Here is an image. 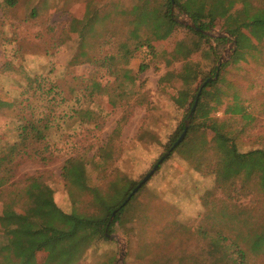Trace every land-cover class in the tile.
Masks as SVG:
<instances>
[{"label": "rangeland", "instance_id": "obj_1", "mask_svg": "<svg viewBox=\"0 0 264 264\" xmlns=\"http://www.w3.org/2000/svg\"><path fill=\"white\" fill-rule=\"evenodd\" d=\"M145 1L18 0L8 7L0 0V149L19 140L24 121L20 117H30L31 109L38 117L51 118L45 138L27 134L12 164L1 161L2 177L14 165L8 173L17 182L40 176L53 188L63 210L101 218L119 192L131 190L172 147L168 144L186 109L172 98L180 80L173 76L160 82V78L181 70L182 60L169 65L167 60L179 40L195 39L189 25L181 23L185 27L166 40H152V46L141 45L128 61L120 55L107 59L110 53H123V41L134 47L131 34L138 11L132 12V7ZM147 1L158 6L164 0ZM252 1L258 4L256 15L262 14L264 0ZM88 8L104 17L85 39L84 49L93 60L71 65L80 41L77 32L69 31L70 22L82 18ZM172 12L176 19L191 21L178 7ZM222 23L218 20L206 30L214 50L203 44V51L191 59L200 62L203 73H209L214 58L217 66L221 63L220 70L228 63L221 70L225 80L220 85L229 96L239 94L251 119L226 114L228 97L211 115L226 123L225 130L240 151L264 149V35L251 52L254 56L248 51L235 55V37ZM139 33L143 39L153 37L147 25H140ZM218 37L226 40L219 42ZM142 62L148 68L139 72ZM126 67L137 77L133 84L125 76ZM95 82L101 86L93 89ZM200 134L191 147L164 159L126 209L124 222L113 223L108 239L76 250L71 264H152L153 257L162 256L174 264L179 255L184 257L182 264H194L190 256L210 261V238L202 237V228L210 233L222 230L247 250L250 263L264 264V250L250 248L253 235L264 231V180L258 171L218 180L213 173L220 167L215 146L189 156ZM70 156L87 160L88 184L64 178L63 165ZM5 195L0 194V213ZM208 209L213 215L204 218ZM4 240L0 231V243ZM37 257L43 262L45 253Z\"/></svg>", "mask_w": 264, "mask_h": 264}, {"label": "trees", "instance_id": "obj_2", "mask_svg": "<svg viewBox=\"0 0 264 264\" xmlns=\"http://www.w3.org/2000/svg\"><path fill=\"white\" fill-rule=\"evenodd\" d=\"M17 2L18 0H4L8 7L15 6ZM173 6L185 11L192 18L196 27H187L195 34V39L190 42L185 39L179 40L167 60L168 65L175 60H182L181 70L177 73L168 71L160 78V82H164L173 76L180 80L181 87L172 98L177 106L186 109L183 120L171 136L168 148L177 141L185 128L186 121L189 120L190 125L187 134L181 143L174 148L172 154L184 147H191L197 134L201 133L192 147L193 153L189 156H196L215 146L220 157L218 163L220 167H217V170L215 168L213 173L216 174L218 180H229L242 171L249 174L258 171L264 180V149H255L249 152L240 151L233 138L225 130L226 123L216 120L211 115L227 99L225 97H228L226 114L240 115L244 119H251L247 105L239 94L234 92L229 96L227 91L223 92L220 85L225 80L221 75V70L228 63L222 65L217 79L208 81L202 88L196 109L193 115L189 116L198 91L204 82L215 77L218 69L217 58H214L216 55H213L215 63L209 73H203L200 62L191 59L192 55L203 51V44L208 45V50H214L210 37L204 31L215 26L218 20H223V28L235 37L237 44L235 55L246 51L251 53L257 49L258 43L264 35V10L259 11L262 14L256 15L258 4L252 0H164L158 6H150L146 0L144 3L135 4L132 7V12L138 11V15L135 19L136 27L131 34L134 47L131 48L126 41H123V53H121L122 51L119 54L118 52L110 53L107 59L112 60L120 55L128 61L141 45L152 46V40H166L176 29L185 27L174 18ZM100 19H104V17L99 14V11H91L88 8L82 18L76 17L70 22L69 31L71 33L77 32L80 41V51L70 61L71 65L93 60L88 56V51L84 49L85 39L94 30L95 23ZM140 25L149 26L153 37L143 39L139 33ZM216 40L224 42L226 37H218ZM210 53L207 52V55L209 56ZM251 54L254 56L253 53ZM147 68L148 64L142 62L139 66V72H143ZM130 70V67L125 68V76L133 84L137 77ZM111 72L114 73L115 69H111ZM34 81L41 83L42 79L35 77L32 78V82ZM100 86L95 82L93 89ZM54 87L55 84H52L49 90L53 91ZM31 110L30 117H20V120L24 121L19 127V140L1 147L0 166L1 161H8V164H12L13 158L18 153L17 149L21 140L27 134L36 132L39 138L47 136L46 130L49 128L51 118L49 115L38 117L35 115L34 109ZM208 132L212 133L210 138L207 137ZM197 165L199 170L201 163ZM13 171L14 165L9 166L8 170L4 172L6 177H2L0 167V194L6 192L3 209L0 213V231L5 237V240L0 243V264H71L76 250L80 249L81 251L84 245L88 246L102 239H108L107 234L111 233L113 223L116 221L124 222L122 217L126 209L146 184H143L127 203L125 201L139 182L135 183L129 191L121 190L113 204L108 207L107 214L101 218H94L63 210L55 200L53 188L40 176H27L17 182L13 175L10 176L8 173ZM62 174L70 183L88 184L87 160L80 156L66 158ZM115 210L116 213L113 215ZM211 210L208 209L204 218L213 215V210ZM200 233L202 237L210 238L207 254L212 259L199 261L196 257L190 256L193 258L194 264H252L249 262L247 250L241 246L240 242L229 240L228 235L222 230L210 233L208 229L202 228ZM253 236L254 240L250 248L255 251L264 250V231ZM39 252L45 253L43 262L38 260ZM183 260V255H179L174 264H182ZM169 262V259L166 260L163 256L152 258V264H168Z\"/></svg>", "mask_w": 264, "mask_h": 264}, {"label": "water", "instance_id": "obj_3", "mask_svg": "<svg viewBox=\"0 0 264 264\" xmlns=\"http://www.w3.org/2000/svg\"><path fill=\"white\" fill-rule=\"evenodd\" d=\"M175 6L172 7V9H174ZM185 12V11H184ZM186 13V12H185ZM187 14V13H186ZM189 18L191 19V21H186V20H180V19H176L179 23H185L186 25H189L191 27H196L194 21L192 20V18L189 16ZM206 34H207V31L205 30L204 31ZM234 45H235V48H237V44H236V41L234 39ZM220 67H221V63L218 64V69L216 71V75L214 78H209L206 82L203 83V86L200 88V90L198 91V95H197V98H196V101L194 103V106L189 114V116L191 117L196 109V106H197V103H198V100L200 98V95H201V92H202V88L207 84L208 81L212 80V79H217L219 73H220ZM189 125H190V121L187 120L186 121V125H185V128L182 132V134L180 135V137L177 139V141H175V143L172 145V147L159 159L158 163H156L154 165V167L145 175V177L138 183V185L133 189V191L131 192V194L129 195V197L127 198V200L125 201V203L128 202V200L132 197V195L134 193H136L141 187L143 184L146 183V181H148L150 179V177L154 174V172L156 171V169L159 167V165L164 161L165 158H167L171 153L172 151L174 150V148L176 146H178L181 141L185 138L186 134H187V131H188V128H189ZM116 213V210L113 212V215H115Z\"/></svg>", "mask_w": 264, "mask_h": 264}]
</instances>
